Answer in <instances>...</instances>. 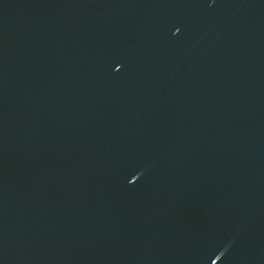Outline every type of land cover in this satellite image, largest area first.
I'll return each mask as SVG.
<instances>
[{
	"label": "water",
	"instance_id": "water-1",
	"mask_svg": "<svg viewBox=\"0 0 264 264\" xmlns=\"http://www.w3.org/2000/svg\"><path fill=\"white\" fill-rule=\"evenodd\" d=\"M0 264H264V0H0Z\"/></svg>",
	"mask_w": 264,
	"mask_h": 264
}]
</instances>
